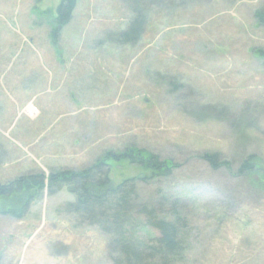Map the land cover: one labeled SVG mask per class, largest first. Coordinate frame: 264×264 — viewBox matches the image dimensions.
Returning a JSON list of instances; mask_svg holds the SVG:
<instances>
[{"label":"rangeland","instance_id":"374dc122","mask_svg":"<svg viewBox=\"0 0 264 264\" xmlns=\"http://www.w3.org/2000/svg\"><path fill=\"white\" fill-rule=\"evenodd\" d=\"M59 2L0 0V182L137 145L174 166L152 175L124 160L109 176H146L139 202L180 199L181 264H264V0L149 3L135 45L114 42L132 0H76L53 44ZM71 199L44 192L23 218L0 201V264H110L107 235L60 207Z\"/></svg>","mask_w":264,"mask_h":264},{"label":"trees","instance_id":"16d2710c","mask_svg":"<svg viewBox=\"0 0 264 264\" xmlns=\"http://www.w3.org/2000/svg\"><path fill=\"white\" fill-rule=\"evenodd\" d=\"M133 17L125 29L114 34V42L120 45L137 44L146 26L147 4L165 0H132ZM199 0H179L186 5ZM76 0H60L55 27L51 31L52 42L57 45L59 34L71 18ZM258 18L264 22V13ZM165 77V76H163ZM173 87L182 83L170 79ZM5 149L0 142V160ZM204 159L217 169L224 166L218 153L205 154ZM128 161L152 175L166 174L174 163L137 145L121 150H105L92 163L81 168L50 166L47 174L28 171L0 182L1 211L13 218H23L44 192L54 195L65 190L71 196L60 207L73 214L79 224L97 227L108 237L110 264H181L189 249V225L178 197L160 196L155 203L139 202L137 179L125 178L113 184L109 176L110 163ZM227 163V162H226ZM225 163V164H226ZM228 167V163L226 164ZM249 171L248 163L242 166ZM142 176L140 179H144ZM264 191V186H261Z\"/></svg>","mask_w":264,"mask_h":264}]
</instances>
